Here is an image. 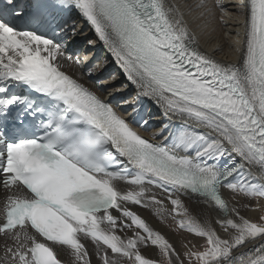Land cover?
<instances>
[{"label":"snow or ice","instance_id":"1","mask_svg":"<svg viewBox=\"0 0 264 264\" xmlns=\"http://www.w3.org/2000/svg\"><path fill=\"white\" fill-rule=\"evenodd\" d=\"M60 3L79 10L128 80L154 98L165 116H179L204 131L185 129L170 145L142 137L111 104L63 70L73 57L55 30H42L46 21L39 2L21 26L25 13L16 0H0V177L9 193L0 234L14 242L6 247V264H62L53 245L71 249L80 264H91L84 239L95 244L102 264H119L116 256L133 264H157L139 250L149 241L167 264H183L168 240L125 206L144 204L149 185L190 191L214 202L226 217L235 213L239 218L217 221L225 232L234 230L226 239L207 223L180 220V228L204 237L207 244L202 251L185 252L189 264L192 258L197 264H264V243L233 257L234 249L264 240V223L240 216L220 193L222 182L245 165L264 178V0H247L240 66L224 65L200 52L163 0ZM216 6L224 10L219 0ZM57 27L67 34V25ZM71 31L75 34V22ZM21 85L43 94L49 106L34 107V101L12 91ZM18 105L24 106L16 117L21 124L25 113H45L47 119L31 132L9 128L12 107ZM147 124L142 120L138 126ZM226 155L229 163L221 166ZM121 182L133 187L123 190ZM226 187L264 198V183L257 179L229 181ZM149 199L162 205L155 195ZM171 203L174 212L187 214L179 198ZM121 218L131 221L125 227L135 225L132 237L117 235Z\"/></svg>","mask_w":264,"mask_h":264},{"label":"bare ground","instance_id":"2","mask_svg":"<svg viewBox=\"0 0 264 264\" xmlns=\"http://www.w3.org/2000/svg\"><path fill=\"white\" fill-rule=\"evenodd\" d=\"M243 1L244 0H219L220 4L224 5L223 11L216 6V0H163V3L165 7L174 9L173 14L176 18L181 19L183 27L187 29L189 37H191L194 41V46L198 48L200 52L224 65L240 66L246 50L247 20L249 15L248 9H246L245 13ZM82 25L83 24H80L78 26V32ZM82 35H88L89 38L95 37L91 27L78 34L79 37ZM98 42L103 45L104 48H107L102 41ZM72 57L73 60L64 62V68L93 90L99 91L100 95L111 101L112 104L116 103V109L119 112L122 113L126 107H137L141 105V103L134 102L132 98L127 97L128 94H130L131 89L137 90V87L128 80L127 76L122 77L115 74L111 80H105L102 83H98L97 80L101 77V69H89L91 70L90 74L89 70L84 72L85 61L78 56L72 55ZM77 57L79 58V63L75 62V58ZM102 66L112 67V64L106 62L103 63ZM116 68H120L123 71L119 65L114 66L112 69ZM140 95L143 100L151 102L157 109L156 111L159 112L155 118L150 120L155 125V129L151 132L152 136H159L156 134L161 132L164 125H167V128H163L162 133L164 134L170 133V129L176 127L178 134L185 129L197 132L204 131V129L197 128L195 125H186L184 120L179 116H165L162 107L154 98L145 96L142 93H140ZM179 154L194 155V152L190 151L189 153H184L181 151ZM237 160H239V158H237ZM207 163L212 164L215 163V161L208 160ZM219 163L221 166L228 164L229 157L226 155ZM245 178L257 179L261 183H264V178L257 176L256 168L249 169V166L245 165L239 173L228 178V181L222 183L223 194L225 195L229 207H235L240 216H243L252 222L264 223V221H261L260 218L262 210H264V198L259 200L260 203L257 206H251L250 200H252V197H247L242 193L240 194L244 196V201H238L239 199L234 201L230 198L233 191L228 189L226 184L229 181L235 183L238 180ZM118 186L123 190L133 187L123 182L119 183ZM148 187L149 193L148 196L145 197L144 204L138 205L128 202L125 206L133 213L144 219L154 232H159L162 236H164V238L173 246L176 254L179 255L183 264L189 263L185 255V252L188 250L187 246L192 247L194 244L193 241L202 242L205 238L187 231L186 228H181V231L175 233L161 221L162 219L175 218L180 222V220L191 217L202 224L207 223L211 225V227L216 230L217 234L221 238L225 239L229 238L230 233H233L234 230L229 228V231L225 232L221 227V224L217 223V221H224L227 218H232L239 222V218L235 215V213H229L226 217L218 207L188 191H172L170 193H165L162 189L154 186L149 185ZM152 195H155L157 200L162 201V205L152 203L149 199ZM176 198H179L184 207L187 209L186 215L178 214L179 209L176 212L173 211L171 200ZM158 208L161 209V211L158 212ZM113 214L120 216V213L114 210ZM123 223L131 224V221L127 218H121V221H118L119 227L117 229V235H120L122 238L132 237L135 225H132V227H125V224ZM136 231H139L141 235H145L141 229H136ZM82 243H84L90 253L89 259L91 264H102L100 257L97 255L95 244L90 239H84L82 240ZM260 243H264V240L257 238L254 242H247L245 245L234 249L232 255L233 257L239 258L242 253H247L249 249L258 246ZM6 244L11 246L13 243L9 238H0V264H6V247H4ZM54 249L58 254V259L62 261V264H80V262H77L72 255L71 249L59 245H54ZM139 250L145 258L157 261V263L162 260L159 248L153 246L150 241L147 243V246L140 245ZM108 251L110 258H112L113 254H111V250L109 249ZM114 258L119 261V264H126L128 261L127 258L119 256ZM173 259H175L174 256ZM236 264H238V260Z\"/></svg>","mask_w":264,"mask_h":264},{"label":"rangeland","instance_id":"3","mask_svg":"<svg viewBox=\"0 0 264 264\" xmlns=\"http://www.w3.org/2000/svg\"><path fill=\"white\" fill-rule=\"evenodd\" d=\"M234 193V194H233ZM238 196H239V198H238ZM230 198H231V200H234V201H237L238 199V201H244L245 199H244V196L243 195H241L240 193H238V192H232L231 193V195H230ZM244 199V200H243ZM259 200H261V198L260 197H256V198H252V200H250V205L251 206H253V205H258L259 203H260V201ZM262 216H264V210H262V215L260 216V218L262 217ZM165 225H167V227L168 228H170V229H172V231L173 232H175V233H178L179 231H181V228L179 227V221L178 220H176L175 218H172V219H169V218H164V219H162L161 220ZM259 222V221H258ZM203 240V239H202ZM201 241H199V242H195V241H193V245H192V247H188L187 246V248H188V250L187 251H202L203 250V248L204 247H206L207 246V244H206V240L204 239V241H202L201 243H200ZM187 257V259H188V261H189V257L188 256H186ZM126 264H133V261H131V260H128L127 262H126ZM157 264H167V260L164 258V257H162V260L161 261H159ZM189 264V263H188ZM191 264H197V262L195 261V258H192V261H191Z\"/></svg>","mask_w":264,"mask_h":264}]
</instances>
